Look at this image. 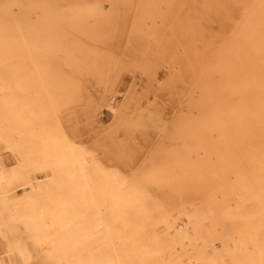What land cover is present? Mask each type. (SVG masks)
I'll return each mask as SVG.
<instances>
[{
  "label": "bare ground",
  "instance_id": "bare-ground-1",
  "mask_svg": "<svg viewBox=\"0 0 264 264\" xmlns=\"http://www.w3.org/2000/svg\"><path fill=\"white\" fill-rule=\"evenodd\" d=\"M0 264H264V0H0Z\"/></svg>",
  "mask_w": 264,
  "mask_h": 264
},
{
  "label": "rangeland",
  "instance_id": "rangeland-1",
  "mask_svg": "<svg viewBox=\"0 0 264 264\" xmlns=\"http://www.w3.org/2000/svg\"><path fill=\"white\" fill-rule=\"evenodd\" d=\"M157 69L160 78L167 77L168 72L164 70L163 67L160 66L157 67ZM160 81L162 80L160 79ZM162 86L163 85H161V87ZM158 87V83L149 78L147 75H136L135 79H132L131 73L124 72L120 82L116 85L113 91L114 101L117 106L129 100L127 112L129 117L136 116V114L134 115V111L139 103L145 104L144 107L149 105V108L153 109L152 111L156 113L159 120L157 119V122L154 123L155 127H153L155 129L152 128L149 130L151 134H154L157 130H159L158 128L163 125V119L173 118L176 113L172 101L165 94V92L159 90ZM101 119L103 127H108L114 122L113 115L104 107L101 110ZM117 139L121 142L125 140V134L122 130L118 131ZM126 139L128 138L126 137ZM130 142L133 143L134 140ZM142 145L145 147V144L142 143Z\"/></svg>",
  "mask_w": 264,
  "mask_h": 264
}]
</instances>
